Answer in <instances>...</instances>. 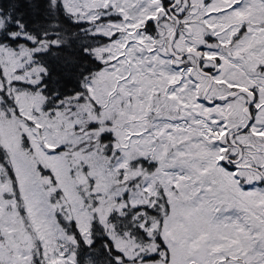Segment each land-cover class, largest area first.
<instances>
[{
    "label": "snow or ice",
    "instance_id": "obj_1",
    "mask_svg": "<svg viewBox=\"0 0 264 264\" xmlns=\"http://www.w3.org/2000/svg\"><path fill=\"white\" fill-rule=\"evenodd\" d=\"M0 264H264V0H0Z\"/></svg>",
    "mask_w": 264,
    "mask_h": 264
}]
</instances>
